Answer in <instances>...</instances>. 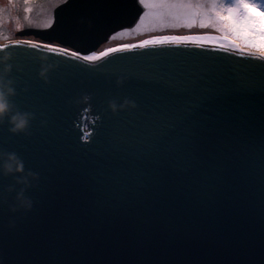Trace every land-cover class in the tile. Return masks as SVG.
I'll return each mask as SVG.
<instances>
[{
    "label": "water",
    "instance_id": "water-1",
    "mask_svg": "<svg viewBox=\"0 0 264 264\" xmlns=\"http://www.w3.org/2000/svg\"><path fill=\"white\" fill-rule=\"evenodd\" d=\"M132 1L59 10L79 57L0 44L9 117L29 116L0 122L3 264H264V58L178 41L86 62Z\"/></svg>",
    "mask_w": 264,
    "mask_h": 264
},
{
    "label": "rangeland",
    "instance_id": "rangeland-1",
    "mask_svg": "<svg viewBox=\"0 0 264 264\" xmlns=\"http://www.w3.org/2000/svg\"><path fill=\"white\" fill-rule=\"evenodd\" d=\"M71 0H0V44H10L13 42L22 44H43L52 46L54 43V33L59 10L70 3ZM223 4L234 5L235 0H221ZM264 10V0H255ZM132 14L130 19L115 25L111 30L102 34V43L96 51L103 54L112 48H121L126 45H137L144 40L160 38L166 36H192V35H212L225 38L228 35L217 24H208L201 27L200 19H196L191 26L186 22H177L171 16L158 15L162 10L154 9L153 16L145 17L141 23L146 9L139 4V0H133ZM187 8H195L201 11L210 10L214 7L211 0H186ZM231 39V37H229ZM240 43V41H237ZM57 49H67L59 47ZM248 51H254L248 47H243ZM67 51V52H68Z\"/></svg>",
    "mask_w": 264,
    "mask_h": 264
},
{
    "label": "snow or ice",
    "instance_id": "snow-or-ice-1",
    "mask_svg": "<svg viewBox=\"0 0 264 264\" xmlns=\"http://www.w3.org/2000/svg\"><path fill=\"white\" fill-rule=\"evenodd\" d=\"M25 3H29L30 0H24ZM214 5L210 10L201 11L195 8H187L186 0H139V4L144 8L149 9L141 17V23L144 22L145 17L153 16L152 10L160 9L158 13L161 17L164 15L171 16L177 22H186L189 26L196 19H200L201 27H205L208 24H217L228 35L225 36L224 41L221 42V47H224L225 43H230L232 46L240 48L243 54V47L255 49L261 58H264V10H261L260 5L255 0H235L234 5L229 6L223 4L221 0H211ZM231 37V39H229ZM211 39V37L200 36H166L160 37L154 40H144L137 45H126L121 48H112L102 55L107 56L110 52H123L129 48L145 49L149 45L165 44L168 42H178L182 40H200ZM240 41V43H237ZM67 52V49H63ZM73 57L79 54L75 51L71 52ZM85 61H92L97 59L90 55H84ZM189 133L184 138L183 148L185 150L184 159L187 161L191 153L188 149L193 147V141ZM24 167V166H23ZM22 206L31 208L32 204L29 200H24ZM0 264H3V259L0 258Z\"/></svg>",
    "mask_w": 264,
    "mask_h": 264
},
{
    "label": "clouds",
    "instance_id": "clouds-1",
    "mask_svg": "<svg viewBox=\"0 0 264 264\" xmlns=\"http://www.w3.org/2000/svg\"><path fill=\"white\" fill-rule=\"evenodd\" d=\"M46 69L41 73V75L46 74ZM15 94V90L8 86L5 90V85L2 80H0V122L4 121L6 118L10 119V123L13 125L11 131L18 132L24 131L29 125V116L27 114L17 113L9 117V113L12 111V105L10 103L9 97ZM10 160L15 161L16 157L14 155L10 156ZM5 170L8 173L13 171L23 172L24 167L22 163H17L15 167L11 163L5 165Z\"/></svg>",
    "mask_w": 264,
    "mask_h": 264
},
{
    "label": "bare ground",
    "instance_id": "bare-ground-1",
    "mask_svg": "<svg viewBox=\"0 0 264 264\" xmlns=\"http://www.w3.org/2000/svg\"><path fill=\"white\" fill-rule=\"evenodd\" d=\"M192 36L211 37V39L182 40V41L183 42L209 43V44H216V45H221V42L224 41V38H220L218 36H212V35H192ZM176 37H184V36L183 35L182 36L180 35V36H176ZM154 39H157V38H153L151 40H154ZM13 44H21V43L13 42ZM34 45L45 46L43 44H34ZM224 46L234 47L230 43H225ZM47 47H50V46H47ZM50 48H53V47H50ZM234 48H237V47H234ZM237 49L241 50L240 48H237ZM243 51L248 52V53H251L252 52V51H248V50H245V49H243ZM71 52H73V51H68V53H70V54H71ZM88 55L93 56V57H97V59H95V60L86 61V62H90V63H94V62L98 61L102 57V55L99 54V53L98 54L97 53H89ZM76 57H79V56H76Z\"/></svg>",
    "mask_w": 264,
    "mask_h": 264
},
{
    "label": "trees",
    "instance_id": "trees-1",
    "mask_svg": "<svg viewBox=\"0 0 264 264\" xmlns=\"http://www.w3.org/2000/svg\"><path fill=\"white\" fill-rule=\"evenodd\" d=\"M53 45H57L56 43H54Z\"/></svg>",
    "mask_w": 264,
    "mask_h": 264
}]
</instances>
